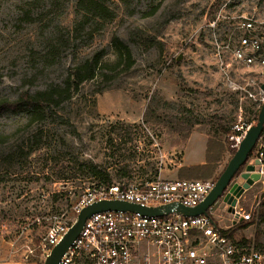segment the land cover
<instances>
[{
    "label": "rangeland",
    "instance_id": "1",
    "mask_svg": "<svg viewBox=\"0 0 264 264\" xmlns=\"http://www.w3.org/2000/svg\"><path fill=\"white\" fill-rule=\"evenodd\" d=\"M108 5L115 20L87 41L85 35L74 37L75 0H0V98L61 82L68 67L96 50L105 49V59L113 61L114 35L133 60L111 81L98 77L83 84L58 111L66 123L26 126L22 117L0 118V264H42L35 245L43 229L33 221L65 212L72 217L70 208L83 190L101 181L87 163L107 173L111 183L176 179L179 168L204 164L207 142L220 127L257 122L259 78L236 64L220 66L210 24L221 15L222 33L231 16L263 18L264 0H109ZM152 8L155 13L147 16ZM224 145L228 151L209 179L232 157L229 139ZM31 148L28 157L6 159ZM258 151L264 152V142L254 156ZM263 196L260 182L242 196L245 209L254 206L253 219ZM222 207L216 201L210 215L228 230L232 219L220 216ZM255 230L256 224L241 234L252 241Z\"/></svg>",
    "mask_w": 264,
    "mask_h": 264
},
{
    "label": "built area",
    "instance_id": "2",
    "mask_svg": "<svg viewBox=\"0 0 264 264\" xmlns=\"http://www.w3.org/2000/svg\"><path fill=\"white\" fill-rule=\"evenodd\" d=\"M220 16L210 24L214 28L211 40L214 57L220 66L228 68L236 64L259 78V98L256 101L261 106L264 102V92L260 89L264 83V17L231 16L229 25L220 33L217 30ZM248 94L254 99V95ZM251 126V123L239 120L231 127L227 136L231 148H238ZM251 160L259 161L255 171L259 174V182L264 184V152L258 151ZM215 181L170 180L158 176L109 186L101 182L87 186L70 208L72 217L65 212L34 219L33 223L43 229L35 250L43 259L67 233L80 210L95 202L116 200L142 207L176 203L194 207L209 194ZM227 190L218 200L222 201ZM242 196L236 199L234 206L228 205L232 208V212H227L232 219L231 227L253 218L254 206L245 209ZM222 205L227 204L222 201ZM211 207L205 215L197 217L175 213L147 217L130 212L94 215L84 223L58 264H264V252L253 243H240L223 234L226 230L214 223ZM27 248V253L32 254L33 251Z\"/></svg>",
    "mask_w": 264,
    "mask_h": 264
},
{
    "label": "trees",
    "instance_id": "3",
    "mask_svg": "<svg viewBox=\"0 0 264 264\" xmlns=\"http://www.w3.org/2000/svg\"><path fill=\"white\" fill-rule=\"evenodd\" d=\"M108 1L75 0L74 22L72 25L74 37H78L77 39H79L85 35L87 41L92 40L94 33L101 31L107 24L115 20L116 13L109 7ZM120 1L126 4L129 0ZM155 11L156 8H152L146 15L151 16ZM110 42L115 55L113 61L110 62L105 59V49L96 50L90 56L68 67L64 79L59 83H50L43 89L35 91H20L14 99L0 98V118L5 115L22 117L25 120L26 126L46 121H50L51 123H57L58 121L66 123L65 119L58 114V111L62 109L63 104L69 102L79 92L83 84L93 81L98 77L111 81L116 75L126 72L132 67L133 60L130 48L115 35L111 37ZM173 63L175 64V61ZM197 123L200 122H195V124ZM230 132L231 128L220 127L217 134L207 142L204 164L179 168L177 178L204 180L212 177L216 171L217 163L224 152L228 151L224 144L225 141L228 144L227 136ZM72 134L76 135V132L73 131ZM3 140V136L0 134V144L4 142ZM260 142H264V127L256 146ZM256 146L250 152L248 156L249 160L254 157ZM32 149L23 155L19 149L15 157L8 155L6 159L16 162L19 159L28 157L33 152ZM229 151L233 156L236 149L231 148ZM86 165L92 175L99 176L98 178L102 181H100L101 183L106 186L111 184V179L107 173L100 171L90 163ZM217 178L215 179L217 180ZM254 224H256V230L253 240L245 239L241 232ZM262 228H264V201L260 203L255 219L252 218L249 222L236 224L229 230L224 231L223 234L233 240H238L240 243H253L258 250L264 252V231Z\"/></svg>",
    "mask_w": 264,
    "mask_h": 264
},
{
    "label": "water",
    "instance_id": "4",
    "mask_svg": "<svg viewBox=\"0 0 264 264\" xmlns=\"http://www.w3.org/2000/svg\"><path fill=\"white\" fill-rule=\"evenodd\" d=\"M180 59L181 57H178L177 61ZM260 89L264 92V83L261 84ZM263 127L264 102L260 106L257 122L247 131L235 153L229 159L224 170L215 181L212 190L198 205L194 207H185L180 204L172 203L159 207H142L137 204L116 200L95 202L80 210L67 233L50 250L49 254L44 255L42 264H58L69 246L78 237L84 223L92 216L100 213L130 212L147 217H162L175 213L181 214L184 217H197L205 215L207 210L221 197L226 189L228 190L224 194L222 201L227 205L221 210L220 216H224L227 212H232L231 207L235 205L236 199L241 197L260 180L259 174L255 171V166L259 165V161L249 160L248 156L259 141ZM229 204L231 207L228 206Z\"/></svg>",
    "mask_w": 264,
    "mask_h": 264
},
{
    "label": "crops",
    "instance_id": "5",
    "mask_svg": "<svg viewBox=\"0 0 264 264\" xmlns=\"http://www.w3.org/2000/svg\"><path fill=\"white\" fill-rule=\"evenodd\" d=\"M203 159H204V157H203ZM203 159H202V160H203ZM204 160H205V159H204ZM199 164H202V162L198 161V162L194 163L193 166H194V165H199ZM187 167H188V166H187ZM169 179L172 180V178H169Z\"/></svg>",
    "mask_w": 264,
    "mask_h": 264
}]
</instances>
